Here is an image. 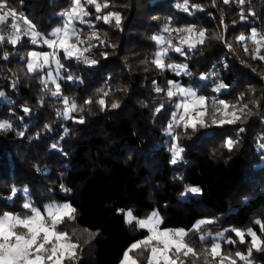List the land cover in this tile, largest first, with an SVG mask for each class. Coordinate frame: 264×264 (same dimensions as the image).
I'll use <instances>...</instances> for the list:
<instances>
[{"label":"trees","instance_id":"16d2710c","mask_svg":"<svg viewBox=\"0 0 264 264\" xmlns=\"http://www.w3.org/2000/svg\"><path fill=\"white\" fill-rule=\"evenodd\" d=\"M108 2L101 13L85 5L91 15L84 19L92 27L77 23L83 35L95 30L105 41H92L89 55L95 64L58 51L64 65L58 96L51 94L56 90L52 82L47 88L42 83L45 70L27 71L28 54L48 50L27 37L11 43V18L0 25L5 37L0 42V122L11 125L0 130V214L30 215L25 203L41 211L52 203L71 204L76 220L66 230L80 238L79 264H120L125 250L148 235L135 222L126 223L129 210L137 219L157 212L161 229L187 231L212 221L189 232L187 242L200 252L219 242L225 253H246L251 238L245 235L241 243L234 229L247 233L251 228L264 239L255 223L264 222V61L252 59L244 52L245 42L238 41L239 62L227 39L264 28V0L245 2L242 10L237 0H189V12L176 7L178 0ZM69 6L70 0H7L8 8L47 37L63 25L60 13ZM110 11L120 13L119 27L96 19ZM190 25L207 29L206 42L193 50L185 47L186 55L170 51V59L165 58L166 64L186 65L190 74L157 68L152 61L160 49L152 37L165 27ZM168 81L206 97L209 111L211 99L247 108L235 123L185 128L181 122L170 135L166 129L182 99L166 95ZM220 84L226 87L215 91ZM64 98L78 108L68 120ZM101 98L104 106L97 102ZM113 103L119 107L112 108ZM228 139L236 142L231 150L225 147ZM174 144L183 149L175 164ZM191 187L200 192H188ZM83 229L95 237L80 235ZM248 259L264 264V251L253 250Z\"/></svg>","mask_w":264,"mask_h":264},{"label":"snow or ice","instance_id":"6c2138e0","mask_svg":"<svg viewBox=\"0 0 264 264\" xmlns=\"http://www.w3.org/2000/svg\"><path fill=\"white\" fill-rule=\"evenodd\" d=\"M229 2L230 0H224L226 4ZM238 3L244 4L245 0H238ZM85 5H93L97 13H101L103 9L110 7L108 0H104L103 3L98 2V0H70V6L60 13L64 18L63 26L58 27L52 33L55 39H46L43 41L53 51L51 53L30 52L28 54L30 58L27 61L28 72H35L54 62L56 64L57 75H59V69L63 68L64 65L60 61L58 50H62L65 57L75 58L86 64H95L97 62L95 59L86 56L85 53L89 52L95 46L92 43L93 40L99 41L101 44H104L105 41L101 39L95 30L82 39V30H78L75 26V22L78 21L81 24L87 23L89 27H92L84 19L91 15ZM176 7L183 12H189V0H182V2L178 0ZM191 7L193 9H200L201 6L192 4ZM251 14L255 15V13ZM9 18H11V27L14 30V34L8 38L11 43L15 44L20 39V36L17 35L21 31V25L17 23L18 20L23 21L27 25L25 34L30 33L33 37L32 43H36V37L40 34L35 31V26L32 22L22 14H18L14 8H8L7 0H0V25L7 24ZM241 18L243 19L245 17L242 16ZM96 19L102 20L104 23H112L115 21V26L119 27L122 17L119 12L110 11L106 14L96 16ZM164 32L177 33L176 42L174 43L171 37L153 36L152 39L163 47L156 53L152 63L161 70L165 68L171 69L178 75L180 71L185 72V74H190L187 72L186 65L166 64L165 58L168 57L170 59L168 55L170 51L183 56L186 55L185 47L188 50H193L197 45L204 44L208 39L207 29L197 31L195 25H190L172 29L165 27ZM181 33L185 35H180ZM213 38L223 39V37L218 36ZM4 39L5 37L0 35V42H3ZM73 40L75 42H72ZM237 40L239 42L250 40L254 47L250 52L248 47L245 46L244 52L248 53L252 59L264 61V55L261 54L262 49H264V34L259 33L253 28L249 36L240 35L237 37ZM81 45L86 46L81 47ZM4 58L7 59V53ZM67 79H73V77L69 75ZM48 80L56 85V90L51 94L53 96L60 95V86L56 83V78L52 72H48L47 80L42 81L45 88H47ZM168 84L170 87L167 89L166 95L169 98L177 95L183 97L177 105V109L182 110V112L179 115L173 113L172 121L167 126L166 130L170 135L174 125L179 126L181 122H183L185 128H194L197 123L201 126H207L204 119L205 116L210 117L213 124L223 125L235 123L242 118L241 114L247 108V105H244L243 108H237L236 105H230L223 100H213L212 110L209 111L206 97L197 96L192 89L184 88L174 81H168ZM224 87L226 85L220 84L215 91H219ZM155 90L157 92L164 91V89L159 87ZM2 95L3 93H0V96ZM103 95L107 96L108 93L105 92ZM97 102L101 106L105 104L103 98ZM63 103L65 105L63 115L66 118L69 117L72 111L78 110L74 101L70 102L67 98H64ZM91 103H93L92 100L85 101V104ZM111 107L117 108L119 105L113 103ZM24 111L28 112L29 109L25 108ZM79 122L83 123V118ZM10 127L11 125L7 121L0 122V130H8ZM20 134L23 135V133ZM235 143V141L228 139L225 141V147L231 150ZM172 151L173 159L171 162L175 164L181 158L183 149L178 144H174ZM16 191L17 189H12L13 194ZM187 191L199 193L200 189L191 187ZM23 207L29 209L31 214L25 216L8 212L0 214V264H79L80 252L82 250L80 238L77 236L75 230L71 232L66 230L68 224L76 220V209L69 203H52L46 205L43 211L33 207L30 203H25ZM134 222L140 229H147L148 235L132 243L125 250L120 264H141L140 259L137 258V255H133V253L138 254L139 257H143L145 264H196L201 259L203 260V264H237V260L244 261L245 264H251L248 257L251 256L253 250L264 251V239H261L251 228L247 230V233L241 230H233L239 237L241 243H245V235L249 236L251 238V246L247 249L246 253L236 252L231 254L225 253L219 242H212L211 247L204 249L202 252L197 251L196 248L187 242L186 237H188L189 232L193 230L200 231L202 225L212 223V221H200L194 225V229L187 231L184 229H161L160 224L162 220L157 212H153L145 219H137L130 210L127 211L126 223L131 225ZM255 223L259 225L261 233H264V222L258 220ZM84 233H87L90 239L96 235V233L90 232L88 229H83L80 235H84ZM200 239L204 241L206 237L201 236ZM87 242L86 240L85 243ZM145 253L147 254L146 256Z\"/></svg>","mask_w":264,"mask_h":264},{"label":"rangeland","instance_id":"374dc122","mask_svg":"<svg viewBox=\"0 0 264 264\" xmlns=\"http://www.w3.org/2000/svg\"><path fill=\"white\" fill-rule=\"evenodd\" d=\"M245 2H250V0H245ZM239 3H238V0H237V5H238ZM238 7H239V10H242V7H243V4H241V5H238ZM193 9V8H192ZM196 12H198L200 9H194ZM17 23H19L20 25H21V31H20V33H18L17 35H19L20 36V39L22 38V37H27V38H31V39H33V37H32V35L30 34V33H28V34H25V32H26V30H27V25H25L24 23H23V21H20V20H18L17 21ZM77 23L78 24H81V23H79L78 21H76L75 22V26H76V28H78V25H77ZM64 24V23H63ZM84 25V24H83ZM63 26V25H62ZM62 26H60V27H62ZM261 28H262V30L264 31V28L261 26ZM57 29V28H56ZM259 29H260V27H259ZM36 31V30H35ZM54 32V31H53ZM52 32V33H53ZM92 32V31H91ZM90 32V33H91ZM89 33V34H90ZM88 34V35H89ZM180 35H185L184 33H181ZM250 35V34H249ZM248 35V36H249ZM160 36H164L165 38L167 37V38H169V37H171L172 39H173V42L175 43V39H176V37H177V33H175V32H164V33H162V34H160ZM85 37V35H81V38L83 39ZM46 39H55V37L51 34L49 37H47V36H38V37H36V44H38V45H41L42 47H45L48 51L47 52H45V53H51L52 51H53V49H51V48H49L46 44H44L43 43V41L44 40H46ZM72 42H75L74 40L72 41ZM228 42H231V43H233V42H235V45H236V49L238 50V46H237V43H238V40H237V37L235 36V34L233 33V35H230L229 37H228V39H227V43ZM245 42V46H247L248 47V49L251 51L252 49H253V47H254V45L252 44V42L250 41V40H247V41H244ZM81 47H85L84 45H81ZM160 49V48H159ZM264 50V49H263ZM58 51H60V50H58ZM37 53H44V52H41V51H36ZM85 55L86 56H88L89 58H91L90 57V55H89V52H87V53H85ZM239 57V56H238ZM92 59V58H91ZM82 62V61H81ZM82 63H84V62H82ZM84 64H86V63H84ZM88 65H90V64H88ZM38 70H45L47 73L48 72H52V74H53V76L56 78V83H58L59 84V75H57V69H56V64L54 63V62H52V63H50L49 65H46V66H44L43 68H41V69H38ZM37 70V71H38ZM60 70V69H59ZM45 80H47V74H46V76H45ZM47 82H50L51 83V81L50 80H48ZM55 85V84H54ZM183 87V86H182ZM55 88H56V85H55ZM184 88H190V87H184ZM190 89H192L193 91H195V93H196V95L197 96H199L198 94H197V92H196V90L195 89H193V88H190ZM183 98V97H182ZM213 100H216V99H211V106H210V111L212 110V107H213V104H212V102H213ZM218 101V100H217ZM180 112H182V110H178L177 109V111H176V113H177V115H179L180 114ZM69 117H70V115H69ZM69 117L68 118H66L67 120L69 119ZM205 121H206V123H207V126H210L211 124H212V122H211V119H210V117H208V116H205ZM199 123H197L196 125H198ZM220 125V124H219ZM176 128V126L174 125V127H173V130ZM173 130H172V132H173ZM159 217H160V215H159ZM160 228H161V225H160Z\"/></svg>","mask_w":264,"mask_h":264},{"label":"built area","instance_id":"2783aa9c","mask_svg":"<svg viewBox=\"0 0 264 264\" xmlns=\"http://www.w3.org/2000/svg\"><path fill=\"white\" fill-rule=\"evenodd\" d=\"M238 5H241V4H238ZM258 32L261 33V34H264V31L262 30V28L260 27V29H258ZM167 38V37H166ZM229 45H231V47H229ZM161 47H163L162 45H159V48L161 49ZM228 47L230 48V50L234 51L238 57V52H237V49H236V45H235V42L231 43V42H228ZM238 61L239 62H242V60L238 57ZM237 264H239L237 262Z\"/></svg>","mask_w":264,"mask_h":264},{"label":"crops","instance_id":"0c3cea01","mask_svg":"<svg viewBox=\"0 0 264 264\" xmlns=\"http://www.w3.org/2000/svg\"><path fill=\"white\" fill-rule=\"evenodd\" d=\"M181 97V96H180ZM181 99H183L182 97H181ZM161 225V224H160ZM143 230H146L147 231V229H143Z\"/></svg>","mask_w":264,"mask_h":264}]
</instances>
